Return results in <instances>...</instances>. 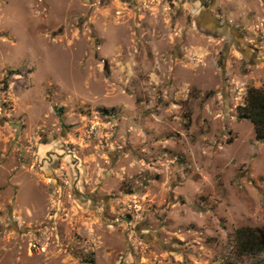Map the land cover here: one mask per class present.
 <instances>
[{
  "label": "rangeland",
  "instance_id": "obj_1",
  "mask_svg": "<svg viewBox=\"0 0 264 264\" xmlns=\"http://www.w3.org/2000/svg\"><path fill=\"white\" fill-rule=\"evenodd\" d=\"M249 86L264 0H0V264H264Z\"/></svg>",
  "mask_w": 264,
  "mask_h": 264
},
{
  "label": "trees",
  "instance_id": "obj_2",
  "mask_svg": "<svg viewBox=\"0 0 264 264\" xmlns=\"http://www.w3.org/2000/svg\"><path fill=\"white\" fill-rule=\"evenodd\" d=\"M15 71L9 69V74ZM239 118H247L253 124L255 138L264 140V91L249 86L246 88L243 103L236 107ZM236 248L240 254H256L264 248V243L249 226H240L235 230Z\"/></svg>",
  "mask_w": 264,
  "mask_h": 264
},
{
  "label": "flooded vegetation",
  "instance_id": "obj_3",
  "mask_svg": "<svg viewBox=\"0 0 264 264\" xmlns=\"http://www.w3.org/2000/svg\"><path fill=\"white\" fill-rule=\"evenodd\" d=\"M201 6V5H200ZM200 17H197L196 18V23L198 24L197 26L201 29H204L206 31H208L209 33H213L217 30H223V31H226V26L223 25V24H220L218 21L215 22V19H214V23L209 25V24H205V20H204V17L202 16V10L198 13ZM204 14V13H203ZM224 33V32H223ZM226 34H224L223 36H225L226 40L231 42L234 37H233V32H230V31H227L225 32ZM229 33V34H228ZM240 47V46H239ZM82 200H86L85 197H80Z\"/></svg>",
  "mask_w": 264,
  "mask_h": 264
},
{
  "label": "water",
  "instance_id": "obj_4",
  "mask_svg": "<svg viewBox=\"0 0 264 264\" xmlns=\"http://www.w3.org/2000/svg\"><path fill=\"white\" fill-rule=\"evenodd\" d=\"M202 15H204L203 17H204V20H205V24L206 23L209 24V25L213 24L214 23V19H215V22L217 21L216 18H214V17L212 18L211 16L206 15V13L205 14H202Z\"/></svg>",
  "mask_w": 264,
  "mask_h": 264
},
{
  "label": "crops",
  "instance_id": "obj_5",
  "mask_svg": "<svg viewBox=\"0 0 264 264\" xmlns=\"http://www.w3.org/2000/svg\"><path fill=\"white\" fill-rule=\"evenodd\" d=\"M207 15V14H206ZM213 18V17H212Z\"/></svg>",
  "mask_w": 264,
  "mask_h": 264
}]
</instances>
